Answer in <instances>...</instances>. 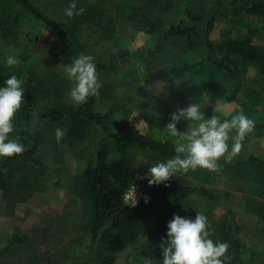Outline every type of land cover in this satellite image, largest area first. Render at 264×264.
<instances>
[{"label": "trees", "instance_id": "16d2710c", "mask_svg": "<svg viewBox=\"0 0 264 264\" xmlns=\"http://www.w3.org/2000/svg\"><path fill=\"white\" fill-rule=\"evenodd\" d=\"M105 1L77 0V8L83 7L85 11L80 15L67 17L64 9L68 6L69 0H0V52L4 48L14 52L22 62L20 66L27 72L28 78L36 77L39 80L34 85L29 81L24 83V100L14 116L15 129L9 134L17 137L25 145L26 150L12 156L0 157L2 198L9 203L25 201L34 192L46 187L43 179L44 163L39 151L47 129L57 127L63 129L65 133L63 139L74 146L83 143L87 136L97 129L99 132L95 150L71 181L73 190L71 193L81 198L84 204L79 229L86 241L83 244L81 259L74 264H116L119 251L134 244L144 230L158 223L162 224L161 217L168 210L183 204L196 192H200L209 201L218 202L223 207L225 221L215 227L212 239L229 243L231 257L225 264H264V258L243 261L240 227L235 221L234 211L228 201V193L221 194L213 187L195 186L189 181L187 172L186 175L177 172L164 183H148L151 165L157 160L177 154L174 151L175 143L168 135L162 134L163 131L157 124L144 132L129 121H125L111 131L113 113L124 110L123 113L126 114V111H131V107L125 111L127 104L124 106L113 100L115 96L109 95L112 108L105 111L96 108L97 98L93 95L83 103H79L69 113L57 106L44 105L36 117L32 116L40 92L52 88L65 90L68 84L67 80L58 73L38 77L25 68L34 49L45 43L34 31L45 27L56 35L64 37L63 48L70 51L64 52L58 47V52L73 59L75 58L73 56L82 52L85 46L79 36L85 24L98 26L107 38H111L114 33L112 18L104 14ZM159 2L152 0L148 6L118 4L121 12L133 22L134 28L149 35L150 45L131 52L116 40L114 42L117 46L116 52L112 53L106 62L98 59L97 71L115 73L124 70L132 62H142L145 64L144 68L150 71V68L157 63L168 76L182 79L187 76H197L199 72L204 71L205 66L212 65L227 77L229 92L226 96L227 101H234L241 91L246 89L254 93L253 97L256 101L264 102V87L256 84L257 79L250 80L245 77L240 68L243 63H247L256 67L258 74L263 77L264 46L227 37L219 47L223 48L220 49L222 53H217L210 38L214 24L213 16L200 25V16L187 11V18L174 23H165L158 13L167 10L169 1L164 5H160ZM234 2L235 0H232V3ZM239 2L241 5H247L250 12H264V0H236L237 4ZM241 5L235 4V9ZM48 6L63 11L65 17L61 18L53 10L50 12ZM30 22H34L36 28L30 26ZM175 41L184 42V46L199 48L203 53L197 60L180 59L178 62L168 63L165 61L168 47ZM185 48L188 50L187 47ZM1 61L0 84L9 75L18 72L9 69V66ZM129 95L124 92L122 96L128 98ZM138 108L144 114L143 109ZM150 114L149 110V115L147 111L144 116L153 121L155 117ZM168 122L169 120H165L166 124ZM64 152L65 148L62 146L55 149L54 157L60 163H63ZM137 153L147 156V160L137 162L135 157ZM221 169L229 171L232 175L248 177L255 188L253 191L264 196V159L261 156L244 155L227 163L221 160ZM60 181L58 179L54 184L57 185ZM137 182L147 186L144 198L137 205L128 206L123 199L124 193ZM146 198L147 202H145ZM258 214L264 220V211L260 210ZM25 238V235L10 238L0 252L15 251L16 245ZM159 241L151 258L153 264H162Z\"/></svg>", "mask_w": 264, "mask_h": 264}, {"label": "rangeland", "instance_id": "374dc122", "mask_svg": "<svg viewBox=\"0 0 264 264\" xmlns=\"http://www.w3.org/2000/svg\"><path fill=\"white\" fill-rule=\"evenodd\" d=\"M151 1L106 0L103 4L104 14L112 18L111 25L114 33L111 38H107L98 26L85 24L79 33L80 40L85 46L78 55L87 53L91 54L95 61L99 59L101 62H106L110 55L116 52L117 46L114 44L116 40H119L121 46L129 48L131 52L139 47L145 48L150 45L149 35L135 29L133 22L124 12H121L118 4L132 3L136 6H148ZM159 1L160 5L169 1L167 10H161L158 13L165 23H174L187 18V11L200 16V25L213 16L214 24L210 38L217 53H222L220 49L223 48L219 47L227 37L264 46V12H250L247 5H241V1L238 4L236 0L234 3L232 0ZM235 4L241 7L235 9ZM47 8L50 12L55 11L61 18L65 17L64 12L54 6ZM30 26L36 28L34 22H30ZM34 32L45 43L34 49L25 68L38 77L58 73L67 80L68 84L65 90L59 91L52 88V90L40 92L32 116L36 117L44 105L57 106L69 113L79 104L68 95L72 82L63 72L64 64L70 63L72 58L59 53L58 47H61L64 52L70 50L63 48L64 37L56 35L53 31L41 27ZM185 47L188 50H185ZM202 53L203 51L199 48L184 46V42L175 41L169 45L165 61L175 63L180 59L197 60ZM12 54L14 52L7 48L1 49L0 61L6 64L5 58ZM20 64H22L21 61L8 68L17 70L16 75L23 79L24 83L29 81L33 85L36 84L39 80L36 77L28 78L27 72ZM144 66L142 62H132L124 70L115 73L98 71L101 87L96 95V108L101 111L112 108L109 95L115 96L113 100L117 103L124 106L127 104L125 111L131 107L130 112L126 111L127 115L123 113L124 110L113 113L111 131L117 129L121 123L129 121L144 132L157 124L163 131L162 134L167 135L164 129L165 120H170V114L177 108L185 107L197 99L202 104L207 102L202 107L205 118L218 115L221 119H231L232 115L239 110L237 106H242L244 112L255 120L254 130L246 134L243 147L237 155L230 160L222 156L218 161L220 167L216 170L199 166L190 169L187 177L197 187H213L221 194L228 193V201L234 211L235 221L240 227L243 261L264 258V220L258 214V211H264V196L253 191L255 188L248 177L232 175L229 171L221 169V160H224V163L233 162L250 154L259 155L264 159V102L256 101L253 97L254 93L246 89H243L234 101H227L226 96L229 94L227 77L212 65L205 66L204 71L199 72L197 76H187L182 79H173L168 76L157 63L150 68V71H147ZM240 68L245 77L250 80L257 79L256 84L264 87V76L261 77L258 74L256 67L243 63ZM124 92L130 94L128 98L122 96ZM137 106L143 109L144 114L148 111L149 115L150 110V115L155 119L148 120ZM187 123V121L179 122L178 130L186 131ZM98 132L96 129L83 143L75 146L63 137L57 140L56 128H50L44 132L39 155L44 163L43 179L46 187L43 190H37L25 201L14 203L4 200L0 194V249L10 238L26 236L23 242L16 245L15 251L0 252V264H74L81 259L83 244L86 242L79 229L84 204L81 198L71 193L73 191L71 181L94 152ZM234 132L235 130L233 134ZM170 138L173 141L176 139ZM231 143L232 141L229 140L230 145ZM58 146L65 148L63 163L54 157ZM135 157L137 162L147 160V156L140 153H137ZM183 173L186 175L185 172ZM58 179L61 180L59 184H54ZM222 208L218 202L209 201L200 192L194 193L183 204L168 210L161 217L162 224L158 223L144 230L134 244L119 251L116 264H146V259L153 257L156 243L161 241V237L166 236L167 222L173 214L194 217L197 211L204 212L209 220L212 238L215 227L224 220L225 212ZM230 250L229 247L226 253L229 257H231Z\"/></svg>", "mask_w": 264, "mask_h": 264}, {"label": "clouds", "instance_id": "9594fccd", "mask_svg": "<svg viewBox=\"0 0 264 264\" xmlns=\"http://www.w3.org/2000/svg\"><path fill=\"white\" fill-rule=\"evenodd\" d=\"M85 11L77 8V0H69L64 9L67 17L80 15ZM8 66L20 63L19 57L12 54L5 58ZM65 77L72 82L68 95L78 103L89 96L98 95L101 87L95 58L91 54L81 53L64 64ZM24 81L16 74L9 75L0 84V157L12 156L24 152L25 145L15 136L14 116L24 100ZM198 99L185 107L177 108L170 114V120L164 127L170 137H175L173 157L157 160L149 168V184L166 182L177 172H188L198 166L208 170L220 167L219 159H232L237 155L246 134L255 128V120L249 117L242 106L231 119H221L218 115L205 118ZM187 121L186 131H180L177 124ZM233 130H235L233 134ZM57 140L64 136V130L56 128ZM229 140L232 141L231 145ZM147 202V198L146 201ZM136 203V200H135ZM135 205V204H133ZM209 220L202 211L194 217L173 214L167 222L166 236L161 237L159 248L162 250V264H225L229 249L227 241L213 240L210 236ZM146 264H152L146 259Z\"/></svg>", "mask_w": 264, "mask_h": 264}, {"label": "built area", "instance_id": "2783aa9c", "mask_svg": "<svg viewBox=\"0 0 264 264\" xmlns=\"http://www.w3.org/2000/svg\"><path fill=\"white\" fill-rule=\"evenodd\" d=\"M147 186L142 183H133L124 193L123 199L128 206L137 205L143 198L146 192ZM136 200V203H135ZM135 204V205H133Z\"/></svg>", "mask_w": 264, "mask_h": 264}]
</instances>
